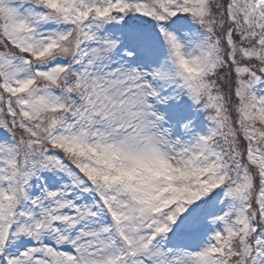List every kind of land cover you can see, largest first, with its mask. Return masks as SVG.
I'll use <instances>...</instances> for the list:
<instances>
[{
  "label": "rangeland",
  "instance_id": "rangeland-1",
  "mask_svg": "<svg viewBox=\"0 0 264 264\" xmlns=\"http://www.w3.org/2000/svg\"><path fill=\"white\" fill-rule=\"evenodd\" d=\"M1 23L0 264H264L260 134L210 66L246 54L259 123L264 0H0Z\"/></svg>",
  "mask_w": 264,
  "mask_h": 264
},
{
  "label": "trees",
  "instance_id": "trees-1",
  "mask_svg": "<svg viewBox=\"0 0 264 264\" xmlns=\"http://www.w3.org/2000/svg\"><path fill=\"white\" fill-rule=\"evenodd\" d=\"M2 25L3 24L1 23L0 29H1ZM135 32L138 34H142V32L140 30H135ZM131 34H133V33L131 32ZM139 37H140V35H139ZM149 38L150 37H147L145 39H149ZM233 50L237 51V49H230L229 53H224L223 59L215 60V59L211 58L212 63H210V66H212L214 69L215 64L219 66V65H222L223 62L229 63V76H228V78H225L223 83L221 84V92H224L225 100H227L226 95L229 96V100H232L227 105L228 107H231L232 102H236V104L238 105L234 110L229 108V114H231L232 119L234 120L235 117L239 116L243 121H246V122H244L245 124H242L244 126V131L253 130L257 134H260V135H256V134L251 133V131H247V132H249L248 135H244L243 133H241V135H242L241 140L244 143V154L246 155L248 153L249 157H251V158L254 157L257 159V157L259 155H263L264 150L259 151L261 145H255L253 148H251V147L253 146L252 144H254L253 142L257 143L260 141V144H261L262 143L261 140H264V131H263V133H261L259 130V128H261L260 124L264 121V115L263 114L261 115L262 117L258 123L259 113H257V112L254 113L255 110H253V107L250 105L251 96L248 97L247 99L245 98V95L250 92L249 86H248V92L245 93V91L243 90V84L240 83L241 78H239V76L242 75L241 70L246 68L247 64H248L247 56H245L246 54L245 55L243 54V56L241 57V55L236 54L235 51H233ZM234 60H236V61H234ZM237 64H240V65H237ZM255 71H257V70H255ZM233 75H235V80L233 78H231V80H230V77H232ZM0 78H1V73H0ZM206 78H207V76L204 79H206ZM199 99L200 98L198 97V100ZM7 100H8V97L6 96L5 91H3L2 95L0 97V120L9 116L8 115L9 111H7ZM244 102L246 103V107H243ZM227 106H225V107H227ZM198 107H200V106L198 105ZM20 109L21 108L19 107L18 110H20ZM231 110L233 111L232 113H231ZM245 113L248 115H251L252 123H250L248 119L244 118ZM199 120H201V118ZM196 121H197V119H196ZM201 121H203V120H201ZM234 122H235V120H234ZM217 126H221V124L218 122ZM9 131L12 132L13 130L9 129ZM261 148H262V146H261ZM253 153H255V155ZM248 156H247V158H249ZM251 160H253V159H251ZM248 162H249V166H250L251 165L250 160ZM256 191H258L257 188H256ZM258 194H260V193H258ZM260 195H262V194H260ZM259 219L261 220L260 217H259Z\"/></svg>",
  "mask_w": 264,
  "mask_h": 264
}]
</instances>
